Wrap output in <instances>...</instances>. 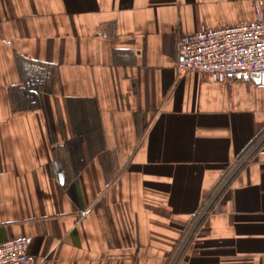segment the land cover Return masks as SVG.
<instances>
[{"label": "crops", "instance_id": "1", "mask_svg": "<svg viewBox=\"0 0 264 264\" xmlns=\"http://www.w3.org/2000/svg\"><path fill=\"white\" fill-rule=\"evenodd\" d=\"M256 8L0 0V241L26 236L35 264H166L230 178L178 264H264L262 76L214 81L176 53Z\"/></svg>", "mask_w": 264, "mask_h": 264}, {"label": "built area", "instance_id": "2", "mask_svg": "<svg viewBox=\"0 0 264 264\" xmlns=\"http://www.w3.org/2000/svg\"><path fill=\"white\" fill-rule=\"evenodd\" d=\"M176 53L179 69L207 74L218 82H242L252 88L253 76L264 73V13L256 8L252 21L219 28L201 26L194 34L181 35L176 40ZM260 143L261 139L255 141L233 171ZM0 264H35L28 238L20 235L0 241Z\"/></svg>", "mask_w": 264, "mask_h": 264}, {"label": "rangeland", "instance_id": "3", "mask_svg": "<svg viewBox=\"0 0 264 264\" xmlns=\"http://www.w3.org/2000/svg\"><path fill=\"white\" fill-rule=\"evenodd\" d=\"M212 200V199H211ZM206 210L202 211L201 213L193 216L191 218L189 225L186 227V229L182 233V237L178 242L174 245L173 250H172V256L169 261L166 262V264H178L181 258V255L184 254L188 243H189V235L192 232V228L194 224H197L200 220V218L203 216Z\"/></svg>", "mask_w": 264, "mask_h": 264}, {"label": "trees", "instance_id": "4", "mask_svg": "<svg viewBox=\"0 0 264 264\" xmlns=\"http://www.w3.org/2000/svg\"><path fill=\"white\" fill-rule=\"evenodd\" d=\"M254 141H255V140H254ZM254 141H253V143H254ZM253 143H251V144H253ZM251 144H250V145H251ZM250 145H249V146H250ZM249 146H248L247 148H249ZM242 155H243V153H242ZM242 155L240 154V156L238 157V160H237V161H239V160L241 159ZM242 166H243V164H242L241 166H239V167L236 169L235 173H237V172L239 171V169H240ZM229 181H230V178L228 179L227 183H226L224 186H226V185L229 183ZM224 186H223V187L220 189V191L215 195V197H213V200H212V202L210 203L209 207L207 208V210L205 211V213H204L203 216L200 218L199 222L196 224V226L193 228L191 234L189 235V236H190V237H189V240H190V238L193 236V234L195 233L197 227H198V226L201 224V222L203 221L205 215L208 213V211H209V209L211 208V206H212V205L217 201V199L219 198L220 192H221V190L224 188ZM210 198H211V197H207L206 200H208V199H210ZM188 225H189V224H188Z\"/></svg>", "mask_w": 264, "mask_h": 264}, {"label": "water", "instance_id": "5", "mask_svg": "<svg viewBox=\"0 0 264 264\" xmlns=\"http://www.w3.org/2000/svg\"><path fill=\"white\" fill-rule=\"evenodd\" d=\"M261 76H262V80H263V82H264V73H262Z\"/></svg>", "mask_w": 264, "mask_h": 264}]
</instances>
